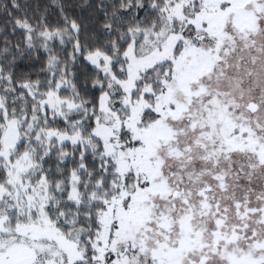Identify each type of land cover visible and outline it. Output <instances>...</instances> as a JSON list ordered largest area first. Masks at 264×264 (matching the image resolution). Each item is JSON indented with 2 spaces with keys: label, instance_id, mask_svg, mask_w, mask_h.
Listing matches in <instances>:
<instances>
[{
  "label": "snow or ice",
  "instance_id": "6c2138e0",
  "mask_svg": "<svg viewBox=\"0 0 264 264\" xmlns=\"http://www.w3.org/2000/svg\"><path fill=\"white\" fill-rule=\"evenodd\" d=\"M0 17V264H264V0Z\"/></svg>",
  "mask_w": 264,
  "mask_h": 264
},
{
  "label": "trees",
  "instance_id": "16d2710c",
  "mask_svg": "<svg viewBox=\"0 0 264 264\" xmlns=\"http://www.w3.org/2000/svg\"><path fill=\"white\" fill-rule=\"evenodd\" d=\"M80 2H83V0H80ZM4 29V24H3V20H2V17H0V30H3ZM8 31L10 32V29H8ZM3 38V34H2V31H0V40H2Z\"/></svg>",
  "mask_w": 264,
  "mask_h": 264
}]
</instances>
